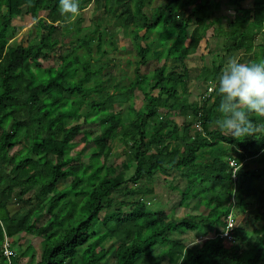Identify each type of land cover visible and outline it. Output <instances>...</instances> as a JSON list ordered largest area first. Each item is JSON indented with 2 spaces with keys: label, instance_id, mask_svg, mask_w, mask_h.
<instances>
[{
  "label": "trees",
  "instance_id": "16d2710c",
  "mask_svg": "<svg viewBox=\"0 0 264 264\" xmlns=\"http://www.w3.org/2000/svg\"><path fill=\"white\" fill-rule=\"evenodd\" d=\"M87 1L80 0L71 21L60 15L58 0H0V264H109V256L112 264H264V129L241 140L222 134L214 123L219 97L207 87L224 60L202 66L197 77L205 90L192 101L187 65L215 24L214 10L224 6H234L231 28L220 27L225 60H241L242 51L252 50L246 61H264V0H163L150 12L151 0H91L109 16L118 3V20L106 27L103 17L82 24ZM42 11L39 41L9 44L20 17ZM157 27L162 31L153 34ZM121 30L141 60L130 82L110 91L103 72L112 59L101 60L116 48H105L107 38ZM150 56L165 62L144 73ZM137 90L144 94L141 107L134 101ZM125 102L126 111L114 108ZM253 119L264 125V118ZM83 122L100 123L96 134ZM115 140L124 145V161L108 164ZM237 161L250 167L235 176L229 165ZM156 172L185 179L184 189L174 186L180 198L173 207L169 199L171 209L154 211L143 200L153 192L148 183ZM61 181L69 184L58 189ZM115 191L135 198L117 201ZM191 198L205 214L176 218L170 210ZM10 204L21 208L11 212ZM235 208L247 219L221 236ZM188 231L203 240L188 246L174 235ZM24 233L41 240L39 254L34 243L23 249L15 239ZM6 237L10 257L4 255Z\"/></svg>",
  "mask_w": 264,
  "mask_h": 264
},
{
  "label": "rangeland",
  "instance_id": "374dc122",
  "mask_svg": "<svg viewBox=\"0 0 264 264\" xmlns=\"http://www.w3.org/2000/svg\"><path fill=\"white\" fill-rule=\"evenodd\" d=\"M211 0L208 1L207 5H209ZM162 2V0H151V5L146 6V10L150 12L153 8L159 6ZM97 4H95L93 1H87L84 3V9H83V17L84 20L82 24L84 26H89L92 23V19L94 18H102L103 17V26H108L110 23H114L115 20H118L115 18L114 10H116L118 3L116 2L115 8L112 12V15H107L104 8H100L99 10L96 9ZM122 8V6H121ZM225 8V6H224ZM155 11H158V9H155ZM216 12V10H214ZM47 15V11H42V13L39 14V16H26L23 15V17H20L21 20L15 23V36L12 37L9 40V44H17L18 41L23 40L25 44L28 43V39H32L34 43H37L39 41V37L35 38L36 33H37V27H36V22L40 17H45ZM222 15L220 12L214 13L212 16H219ZM117 18H120L118 14L116 15ZM233 15L228 14V17L222 16L220 20L222 22H229L228 19H232ZM129 18H126L128 20ZM73 20V19H72ZM71 20V21H72ZM114 20V21H113ZM232 24H230L231 26ZM229 25L225 26L224 29H227L228 27L230 28ZM111 31H115L116 28L111 25L110 26ZM128 29V28H126ZM221 35H214V29H209L207 31V35L205 39H203L196 50L188 59H187V65L190 67V82H189V91L192 92L191 96V101L196 99L200 92L202 90H205L206 83H203V81H198L197 75L199 74L200 70L202 69V66L204 64H211V61L213 59L212 53L214 52H221L220 54L215 55V60L216 63H219L222 61L224 57L227 58L225 52H226V45L227 42L225 41L223 37L224 29L220 28ZM130 29L125 30V32L128 34L130 33ZM161 27H157L154 31L153 34H159L161 32ZM121 35L114 34L112 38L108 37L105 48L111 49L112 45H114L116 48L115 50H112L111 54L105 55L102 57L101 62H107L109 59H112L110 62V68L105 69L103 72V78L107 79L110 78V81L107 83L110 85V91H117V88H120L122 83L128 84L130 80L134 77L135 73V67L137 65V61L141 60L140 55L137 54V49L134 47V45L131 43V36L125 35L123 30H121ZM153 34L151 35V38H153ZM135 39V38H134ZM217 40H220L217 44L219 45V49L215 50H208L209 48H212L214 45H217L215 42ZM260 40V35L258 36L257 41ZM256 41V42H257ZM168 42V41H167ZM173 42V40H172ZM207 42V46L205 47V44ZM170 43V41H169ZM69 45L66 44V47ZM162 48V47H160ZM79 52H83V49H78ZM211 51V52H210ZM96 53V52H95ZM95 56L97 54H94ZM253 56V51H248L247 52H241L240 57L241 60L246 61ZM218 57V58H217ZM55 61H57V57L55 58ZM165 62L164 58L162 57L161 59H156V57L150 56L149 60L147 63L141 66V71L144 73H151L155 66L161 65ZM225 63V62H224ZM49 62L45 61L44 66H48ZM148 83V82H146ZM117 85L118 87L115 88L114 86ZM212 86V84H210ZM180 91V90H179ZM209 91V90H208ZM157 93V91L155 92ZM92 98L97 99L98 96L95 93H92ZM130 103L132 102V99H130ZM134 101L136 103L137 107H141L144 105L145 100H144V94L143 91L137 90L136 95L134 97ZM129 104V102L125 103H116L115 104V109H119L120 112L126 111V107ZM135 106V107H136ZM91 112L90 110H88ZM177 122H180V117H175ZM83 121V118L81 119ZM75 123V122H73ZM100 126V123H85L83 122V129H91L92 135L96 134V129H98ZM98 132V130H97ZM82 134L77 136V140L81 138ZM113 149H112V154L106 159V162L108 164L112 163H122L124 161V145L120 144L119 141L115 140L112 143ZM92 147L93 143H90L88 146H86V151L82 155V159L88 160L90 154L92 153ZM81 149V146H78L76 149H73L72 154L77 153L78 150ZM120 153V155H119ZM250 167L249 164H244L241 169H248ZM252 167H256V165L252 164ZM259 167V166H257ZM173 173V171L171 172ZM69 184V181H61L58 184V189L64 188ZM83 183H81L82 185ZM149 187L153 189V192L145 195L143 198L144 202L147 203V205L154 211H157L158 209H169L170 204H168L169 199L171 200L169 203H171V206L173 207L179 200V189H175L174 186L178 185L180 189H184L185 187V179L178 173L175 172L174 174L167 175L165 173H159L156 172L155 176L152 178V180L148 183ZM147 184V185H148ZM114 197L117 198V201H123V200H133L135 196H130V195H125L120 191H115ZM118 205V203H116ZM9 210L11 212H14L15 210L21 208V205L18 204H10L9 205ZM171 209V208H170ZM172 214L176 218H182L186 216L187 214H205L206 208L200 203L198 199L191 198L189 199L184 205L178 204L170 210ZM236 211V222L235 224H239L244 222L247 219L246 214H241L240 212L237 211V208H235ZM255 209L251 208L249 210V213L254 214ZM103 213L101 214V216ZM234 224V225H235ZM176 237H181L183 240L187 243L188 246L191 245H196L200 243V240H202V236L199 233H196L195 231H188V232H183L181 234H174ZM15 239L19 240L20 245L24 249L29 245L30 243H34L36 250L38 251L37 254H39L42 251V244L41 240L39 238H35L34 235L32 234H17L14 236ZM108 262L109 264H112L114 262V257L109 256L108 257ZM25 260H22V263H24Z\"/></svg>",
  "mask_w": 264,
  "mask_h": 264
},
{
  "label": "clouds",
  "instance_id": "9594fccd",
  "mask_svg": "<svg viewBox=\"0 0 264 264\" xmlns=\"http://www.w3.org/2000/svg\"><path fill=\"white\" fill-rule=\"evenodd\" d=\"M162 2L164 1L162 0ZM232 8L234 6L231 8L217 9L216 12H220L222 15L212 16L210 18L211 21L215 22L213 27H211L214 29V35L216 34L215 28L220 27L222 22L220 19L218 21L215 18H222V16L228 17V14H232ZM58 11L62 17L68 20L74 19L81 11L80 0H58ZM216 12L214 11L213 14ZM205 37L200 39L199 45ZM220 40H217L215 43L217 44ZM186 41L188 42L189 38ZM206 46L207 42L205 44ZM212 49H219V45H214L208 50ZM220 53L213 52L211 64L204 65L211 66L216 63L214 59L215 55ZM223 60L225 63L221 73L212 86L210 83L207 87V90L219 97L217 107L218 117L214 122L215 126L222 134L231 136L236 140L255 136L264 129V125L255 123L253 119L254 117L257 119L264 118V61L242 62L236 56H231L227 60L224 57ZM229 166L233 167V175L243 167L238 161L236 165Z\"/></svg>",
  "mask_w": 264,
  "mask_h": 264
},
{
  "label": "built area",
  "instance_id": "2783aa9c",
  "mask_svg": "<svg viewBox=\"0 0 264 264\" xmlns=\"http://www.w3.org/2000/svg\"><path fill=\"white\" fill-rule=\"evenodd\" d=\"M235 176H236V174H235ZM235 222H236V220L234 218V214L231 212L228 215V218H227V226H226V229L221 233V236H229L230 230H232L233 227L236 225ZM3 248H4V255L6 257H10V255L13 253V250L10 247V242L7 239V237L5 238V241L3 243Z\"/></svg>",
  "mask_w": 264,
  "mask_h": 264
},
{
  "label": "crops",
  "instance_id": "0c3cea01",
  "mask_svg": "<svg viewBox=\"0 0 264 264\" xmlns=\"http://www.w3.org/2000/svg\"><path fill=\"white\" fill-rule=\"evenodd\" d=\"M230 23H231V22H225V23H224V22H221L220 27H225V26H227V25L230 26ZM230 28H231V26H230ZM224 39H225V37H224ZM240 171L242 172L243 169L240 168Z\"/></svg>",
  "mask_w": 264,
  "mask_h": 264
}]
</instances>
